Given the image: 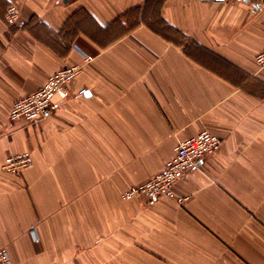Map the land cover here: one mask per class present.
Returning <instances> with one entry per match:
<instances>
[{"label":"crops","instance_id":"obj_1","mask_svg":"<svg viewBox=\"0 0 264 264\" xmlns=\"http://www.w3.org/2000/svg\"><path fill=\"white\" fill-rule=\"evenodd\" d=\"M262 49L264 2L0 0V248L13 264H264ZM84 53L69 98L10 120ZM202 130L222 143L175 184L183 202L122 198ZM23 152L31 166L1 168Z\"/></svg>","mask_w":264,"mask_h":264},{"label":"built area","instance_id":"obj_2","mask_svg":"<svg viewBox=\"0 0 264 264\" xmlns=\"http://www.w3.org/2000/svg\"><path fill=\"white\" fill-rule=\"evenodd\" d=\"M238 4H261L264 0H230ZM19 19V9L11 4L7 8L5 20L9 25H14ZM82 64H74L61 68L50 74L38 90L16 99L9 111L10 120L24 119L35 123L45 118L59 100L71 96V84L81 71L84 64L93 60V57L84 53ZM258 68H264V49L255 55ZM87 89L80 88L78 94L84 95ZM222 143L221 138L209 131L202 130L195 136L179 140L174 147L173 155L164 167L148 180L132 185L125 189L121 196L128 200L136 196H146L149 202H156L161 198H173L183 202L186 196L179 195L175 184L199 163L217 152ZM33 158L29 152L9 155L5 158L1 168L10 173H18L31 166ZM30 234L36 239L35 227L30 229ZM0 264H13L8 250L0 248Z\"/></svg>","mask_w":264,"mask_h":264}]
</instances>
